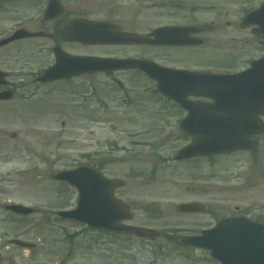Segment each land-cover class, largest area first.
Listing matches in <instances>:
<instances>
[{"label": "rangeland", "instance_id": "1", "mask_svg": "<svg viewBox=\"0 0 264 264\" xmlns=\"http://www.w3.org/2000/svg\"><path fill=\"white\" fill-rule=\"evenodd\" d=\"M45 1L21 0L0 8V38L20 26L37 30ZM210 1L222 3L221 8L230 12L225 18L232 21L240 7L259 2ZM61 2L68 8L80 6L89 18L111 20L141 34L164 21L178 22L158 17L164 3L159 0ZM59 37L60 47L74 54L154 57L157 53L138 45L85 46ZM54 43L33 37L0 47V69L10 74L14 93L13 99L0 102V264H218L205 250L179 245L178 238L198 234L229 214L264 219V133L253 151L210 160H174L177 149L191 140L177 127L182 111L173 113L176 106L160 98L154 84L134 71L115 74L124 84L118 91L105 73L35 81L53 63ZM203 53L195 62L217 58L211 47ZM82 163H95L107 177L120 179L115 196L132 211L127 223L156 229L160 236L145 240L99 234L83 224L57 219L53 211L73 208L77 195L51 176ZM193 201L202 203L207 212L177 210L180 203ZM8 203L28 205L35 212L20 219L4 209ZM12 237L35 247L8 244Z\"/></svg>", "mask_w": 264, "mask_h": 264}, {"label": "water", "instance_id": "2", "mask_svg": "<svg viewBox=\"0 0 264 264\" xmlns=\"http://www.w3.org/2000/svg\"><path fill=\"white\" fill-rule=\"evenodd\" d=\"M48 9L46 18L54 17L62 11L58 0H50ZM262 15H264V2L248 17L256 20L260 30L264 31ZM179 31V28L174 30L161 28L152 32L153 38H148L120 32L115 25L105 22L77 19L65 28L64 35L67 40H75L84 44H162L180 43L181 40H174L179 36ZM42 35H44L43 32H30L20 28L10 37L1 40L0 46L16 39ZM54 52L55 63L47 68L39 78L42 82L70 78L87 72L127 68L145 69L150 75L160 78L157 82L158 88L188 109V115L183 120V124L192 122L194 128L185 127V130L197 135L191 144L179 151L178 158L254 147L257 143L251 141L248 138L249 135L264 131V125L255 119L256 111L238 110L235 106L240 103L241 97L237 94H230L231 88L229 87L226 91V87L221 84L210 85L208 77L202 78L201 81L193 79L191 84L185 85L188 87L181 88L179 92L174 89V87L180 88L176 82L171 83L169 87L166 86L167 82L161 79L162 69L151 62L131 58L76 56L65 53L59 47H55ZM256 63L264 65V58ZM6 76L7 74L0 70V85L8 84ZM256 82L257 86L252 91L254 96H250V99L259 96L264 98V80L259 79ZM227 83L229 82L225 80L224 84ZM239 84L235 82L236 87ZM189 94L211 96L215 98V101L208 104L192 103L186 100ZM12 97L13 93L10 90L0 91V100H10ZM252 102L253 109H257V112L263 111L264 101ZM52 178L71 184L78 192L75 208L56 212L62 218L74 219L92 228L127 232L143 238L150 239L159 235V232L154 229L121 223L129 220L132 214L129 207L115 198L113 194L114 189L121 184L118 179L107 178L98 169L85 165L58 171ZM5 209L25 215L33 212L32 208L18 203L6 205ZM178 210L201 212L204 208L201 204L192 202L180 204ZM9 242L21 247L34 246L20 239H11ZM180 244L208 249L210 255L223 264H264V224L251 222L243 217L222 218L211 229L202 230L200 235L181 237Z\"/></svg>", "mask_w": 264, "mask_h": 264}, {"label": "flooded vegetation", "instance_id": "3", "mask_svg": "<svg viewBox=\"0 0 264 264\" xmlns=\"http://www.w3.org/2000/svg\"><path fill=\"white\" fill-rule=\"evenodd\" d=\"M19 1L21 0H9L0 2V8L8 7L10 3H16L17 5V2ZM25 1L26 0H24V4ZM59 1L62 4L61 0ZM159 1H163L164 3L161 5L162 9L158 11V17H164L165 19L166 17L169 18L170 16L175 19L174 21L178 22L164 21L145 32L143 31V33L145 35H148L152 30L159 27H179L181 28V30L178 32V38L182 41L177 44H161L157 46L141 45L142 47H148L147 49H156L157 53L154 55V57L149 55L132 57L141 58L146 61H154L156 62V65L159 66L163 71L169 72L168 74H165L161 79L166 81H187L196 78H203L201 76H204L205 74L215 75L216 78H221L223 77V75H232L239 73L243 74L251 67L252 61L264 57V31H261L258 25L252 24V22H248V20L245 19V15L250 10L257 8L262 0H259V2L254 6L244 7L243 9L240 7L236 11V15L238 16L234 18L233 21L225 18L227 16L226 14L228 13V10L221 8L223 6L222 3L213 2L210 0H207L208 2L204 4H202L199 0H191V3L188 4H185L180 0ZM242 1V4L251 2H245L244 0ZM47 2L48 0H46L41 7L42 17L36 24V27H38V29L33 31H42L49 35L47 37L45 36L44 38L55 41L54 45L51 47V52L54 46L59 45L57 43L58 36H60L59 39H63L65 42H67L63 37L64 28L68 24L72 23L75 18L79 17H84L95 21H105L115 24L120 31L137 33L135 31L124 30L118 23L111 20L89 18L84 13L83 9L80 8V6L68 8L64 4H62L63 10L59 14V16L51 20H46L44 19L43 15ZM16 5H13L14 8ZM237 5H241V3L238 2ZM218 7H220V10L217 9ZM163 8L165 9L163 10ZM229 14L230 12L228 13V15ZM65 16L71 17L65 18ZM42 26L47 27V30L49 31L42 29ZM209 47H211L213 56L217 58H214L209 62H195V60L204 55L203 50H206ZM190 51L192 52L190 53ZM130 56L131 55H124L120 57L125 58ZM126 71L137 72L138 74L143 76L145 80L152 83L155 82L154 79L146 74V72H139L136 69H124L108 71L104 73L109 76L112 84H114L113 87L118 91L123 89V87H119L118 84L114 82V80L118 79L116 78L115 74ZM248 78L252 79L255 78V76H249ZM114 88L113 90L116 91ZM84 99L88 100L87 98ZM187 99L190 101L202 103H211L213 101L210 98L197 94H189L187 96ZM170 102L173 103V106H176V109H173V113L181 111L183 113L178 117L177 120V127L180 129L181 119L184 115H186L187 112L174 102ZM263 117L264 115L261 116V118Z\"/></svg>", "mask_w": 264, "mask_h": 264}, {"label": "trees", "instance_id": "4", "mask_svg": "<svg viewBox=\"0 0 264 264\" xmlns=\"http://www.w3.org/2000/svg\"><path fill=\"white\" fill-rule=\"evenodd\" d=\"M18 218H20V219H24V218H26V217H24V216H18Z\"/></svg>", "mask_w": 264, "mask_h": 264}]
</instances>
